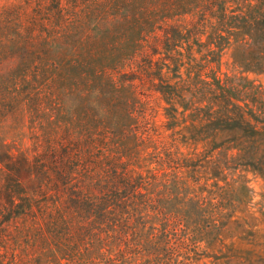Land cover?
<instances>
[{"label":"rangeland","instance_id":"374dc122","mask_svg":"<svg viewBox=\"0 0 264 264\" xmlns=\"http://www.w3.org/2000/svg\"><path fill=\"white\" fill-rule=\"evenodd\" d=\"M258 2L0 0V264H264Z\"/></svg>","mask_w":264,"mask_h":264},{"label":"trees","instance_id":"16d2710c","mask_svg":"<svg viewBox=\"0 0 264 264\" xmlns=\"http://www.w3.org/2000/svg\"><path fill=\"white\" fill-rule=\"evenodd\" d=\"M254 11L253 13H246V15H242L239 17V20H235L233 23L237 24L238 27L241 28L244 34H246L249 39H251L254 42H264V4L262 6L261 2H258L253 5ZM219 11H223V7H220ZM236 25V26H237ZM264 58V55L263 57ZM259 66L264 67V61L262 62L261 59H257ZM218 83V88H220V97L223 98V104L227 108L229 105H231V110H234L236 108L233 100L232 95L228 94L232 92L226 88H224L222 85ZM166 94H168V98H174L175 94H177L174 91H164ZM178 96V95H177ZM233 115L227 114L225 118H221V122H217L216 124L221 123L222 129H232V128H240L244 130L245 132L249 133V135H253L257 131L256 123L262 122L259 121L257 117H253L256 122L255 124L246 123V119L241 112H233ZM248 126V127H247ZM249 128V129H248ZM252 133V134H251ZM262 169V168H261Z\"/></svg>","mask_w":264,"mask_h":264}]
</instances>
